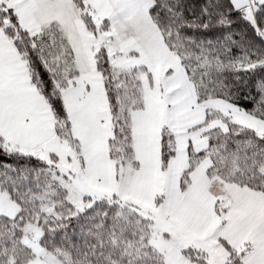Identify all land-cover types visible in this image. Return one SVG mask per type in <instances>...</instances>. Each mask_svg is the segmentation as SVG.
Instances as JSON below:
<instances>
[{
	"label": "snow or ice",
	"instance_id": "1",
	"mask_svg": "<svg viewBox=\"0 0 264 264\" xmlns=\"http://www.w3.org/2000/svg\"><path fill=\"white\" fill-rule=\"evenodd\" d=\"M0 264H264V0H0Z\"/></svg>",
	"mask_w": 264,
	"mask_h": 264
}]
</instances>
